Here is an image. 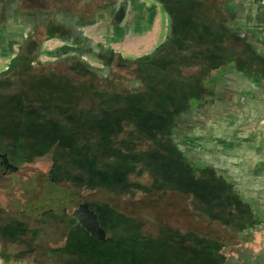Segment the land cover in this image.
I'll return each instance as SVG.
<instances>
[{
	"label": "trees",
	"instance_id": "1",
	"mask_svg": "<svg viewBox=\"0 0 264 264\" xmlns=\"http://www.w3.org/2000/svg\"><path fill=\"white\" fill-rule=\"evenodd\" d=\"M161 1L168 7L170 0ZM181 17L178 20L194 23L190 15ZM169 31V48L185 57L186 61L189 58L198 67L199 73H192L194 84L190 87L173 89L169 83L161 91L149 93L141 88H132L124 78H114L108 72L87 66L76 57L67 56L86 74L95 77V86L100 88L93 92L101 100L98 107L87 105V88H71L63 80L50 78L40 83L41 92H35L31 102L24 101L21 89L7 99L1 108L10 111L4 113L0 109V164H8L7 158L12 159L17 166L8 165L12 168L9 171H14L20 166L32 165L35 158L51 155L48 177L53 183H60V168H69L61 177L65 183L73 184L72 190L66 191L68 196L78 199L80 191L101 187L108 191V198L92 207L106 232L104 241L93 238L73 215L53 209L40 211L37 205L32 214L34 226L30 230L31 235L21 220L0 222V240L6 244L5 247L23 245L25 250L21 256L41 264H216V253L220 247L217 232L199 233L193 229L194 225L185 228L182 227L184 224L175 221L176 227L170 228L177 232L184 228L185 231L179 238L171 239L160 254L136 244L142 238L144 222L136 214H128L115 205L116 199L125 196L131 186L149 187L140 181L144 177L150 178L151 171L158 172L163 184L179 187L190 181L200 182L205 177L226 182L214 164H207L184 146L181 131L186 126L184 118L213 92V77H209V73L221 70L224 65H229L228 58H234V50L225 44L229 35L216 24L213 28L204 24H170ZM82 43L87 45L88 40L82 38ZM78 45L80 47L81 43ZM89 49L87 53L91 55ZM158 54L130 61L148 63ZM92 55L96 58L95 54ZM117 61H120L118 55ZM71 71L77 73L74 67ZM52 115L66 117L68 125L62 126L57 121L61 119L54 120L50 118ZM157 124L166 130L167 141L175 151L169 155L172 160L169 163L162 158L154 161L155 156L146 160V154L150 156L154 152L148 151L142 156L136 150L139 144L133 146L123 138L126 128L131 125L140 133L155 128ZM174 162L177 169L172 166ZM87 181H90L89 186H85ZM189 195L191 209L203 214L207 221L224 227L233 225L236 216L232 209L236 204L223 187L211 203L203 206L198 194ZM151 215L155 216L149 212L142 216ZM161 225L169 228L167 224Z\"/></svg>",
	"mask_w": 264,
	"mask_h": 264
},
{
	"label": "crops",
	"instance_id": "2",
	"mask_svg": "<svg viewBox=\"0 0 264 264\" xmlns=\"http://www.w3.org/2000/svg\"><path fill=\"white\" fill-rule=\"evenodd\" d=\"M81 1L19 0L17 19L31 24L29 36L40 28L58 27L73 30L90 45L105 39L111 41V49L122 44L136 56L147 55L161 44L170 24L212 28L216 24L229 35L225 44L239 46H230L235 53L234 58H228L229 65L225 62L221 70L209 73L213 92L195 106L185 122L186 127H210L204 129L209 131L207 138L203 137L206 143L189 150L214 164L226 180L219 183L236 204L233 225L217 224L220 247L216 264H264V4L260 0H170L165 7L161 0H102L92 6V0ZM109 2L106 10L104 5ZM124 2L128 5L126 17L119 23L114 10ZM20 5L26 10L19 9ZM184 14L194 23L178 20ZM97 24L103 31H97ZM58 39L79 44L64 32ZM2 248L0 244V264H41Z\"/></svg>",
	"mask_w": 264,
	"mask_h": 264
},
{
	"label": "rangeland",
	"instance_id": "3",
	"mask_svg": "<svg viewBox=\"0 0 264 264\" xmlns=\"http://www.w3.org/2000/svg\"><path fill=\"white\" fill-rule=\"evenodd\" d=\"M46 1L54 4V0ZM81 2L83 4L84 0ZM101 2L102 0H92L89 3L93 6ZM19 9L26 10V7L20 5ZM7 15L5 10L0 13V109H2L1 107L7 99L16 95L20 89L24 101L26 103L31 102L32 97L35 98V92H41L39 89L40 83L45 82L48 78L63 80L68 87L72 86L71 88H87L85 92L87 105L93 108L98 107L101 100L94 96L93 92L94 90H100V88L95 86V77L86 74V71L84 72L82 68H79L74 61L70 62L66 58L67 56L76 57L87 66L96 68L101 72H108L114 78H124L132 88H141L144 91H149V93L159 92L163 89V86H167L169 83H171L173 89L190 87L191 84H194L192 73H199L198 67L189 58L186 61L185 57H181L175 50L169 48L170 31H167L165 40L153 47L147 55L136 56L131 51L125 50L122 44H115L114 49H111V41L107 39L103 43H100L99 40L98 43H95V41L94 44L92 43V49L96 50V59L81 49L79 45H71L67 40L58 39L62 32L58 27L40 28L29 36L31 24H21L20 22L15 24L16 20L13 23L11 17ZM97 25V31H103L102 28H99L100 24ZM78 42L82 43L81 39ZM230 46L235 47V49L239 48L232 42ZM116 51L119 53H116ZM156 52H159V54L148 63L136 64L133 61L126 63L117 61V55L120 56L121 60L124 58L134 60ZM73 67L76 68L77 73L71 71ZM80 71L83 73L80 74ZM218 78H221V76ZM201 86L208 90L205 84ZM2 111L8 113L10 110L4 108ZM50 118L54 120L60 118L61 120L57 121L62 126H67L69 123L64 116L52 115ZM185 119L186 117L184 122ZM205 128L209 129L210 127L208 124L185 126L181 131V138H183L181 141L184 146L192 149L191 147L194 145L201 146L203 142L206 143L203 137L206 136L207 138L208 130L204 132ZM165 131L157 124L151 130L137 133L131 125L126 128L123 138H126L133 146L139 144L136 150L142 156L148 151L154 152L155 155L150 154L148 156L146 154V160L155 156L154 161L162 158L169 163L172 161L169 155L175 153V151L168 143ZM7 161L8 164L17 166L14 160L7 158ZM51 162V155H46L35 158L32 165L28 167L20 166L14 171H5L0 167L1 223L10 219L21 220L27 226L29 235H31L30 230H33L34 226L32 214L35 212L34 207L37 205L40 211L53 209L56 212L65 211L67 214L72 215L78 208V204L86 203L88 208L93 211L92 207L95 203L106 202L108 191L101 187L90 191H80L78 199L71 197V195L68 196L66 191L72 190L73 184L65 183L61 177L69 168L64 166L58 170L62 176L59 177L60 181L57 179L60 183L56 182V184L48 177ZM172 166L176 168L177 164L174 162ZM182 173L184 174V172ZM150 174V178L144 177L140 181L144 186L149 187L143 189L133 185L126 191L125 196L119 199L115 198V205L120 206L128 214H136V217L144 222V225L141 226L142 238L137 240V245L160 254L163 253L171 239L179 238L185 231L184 228L178 229L179 232L172 229L176 227L177 222L184 224L182 227L185 228L188 225L189 227L194 225L193 229L199 233L220 231L215 222L207 221L203 214L194 212L188 202L189 194L196 193L201 199L202 206L207 202L211 203L222 188L217 180L205 177L200 182L190 181L186 186L179 187L171 183L163 184L157 171H151ZM207 174L208 172L204 173V176H207ZM85 184V186H89L90 181ZM146 212L155 214V216H142ZM77 223L79 224L78 221ZM161 224H167L169 228H172H166ZM99 226L101 227L100 224ZM103 231L105 232L104 229ZM29 238H32V236ZM48 243H51V240H48ZM0 244L3 247L2 249L10 254L19 255L25 250L23 245L5 247L6 244L1 240Z\"/></svg>",
	"mask_w": 264,
	"mask_h": 264
},
{
	"label": "water",
	"instance_id": "4",
	"mask_svg": "<svg viewBox=\"0 0 264 264\" xmlns=\"http://www.w3.org/2000/svg\"><path fill=\"white\" fill-rule=\"evenodd\" d=\"M127 7V2L121 3L115 7L114 14L119 23H123L125 20ZM72 215L93 238L102 241L105 240V232L99 226L95 213L88 208L86 203L80 204Z\"/></svg>",
	"mask_w": 264,
	"mask_h": 264
},
{
	"label": "flooded vegetation",
	"instance_id": "5",
	"mask_svg": "<svg viewBox=\"0 0 264 264\" xmlns=\"http://www.w3.org/2000/svg\"><path fill=\"white\" fill-rule=\"evenodd\" d=\"M18 4H19V0H0V13H1L2 10H5L7 12V14H8L7 16H10L11 17L13 23H15L14 21L16 20V23L15 24H17L18 22H20L19 21L20 19H17V14H16V11L18 10ZM110 4H111V2H109V3H107V4L104 5V7L106 8V10L110 8ZM99 8H100V10H102V7L101 6H99ZM61 31H62V33L64 32V33L68 34V37L71 40H73V41H78L79 40V38H77V36H76V34L74 33L73 30H67L66 29V30H61ZM91 46L92 45H90L89 43L87 45H86V43H81L80 48L83 49L86 52H87V49L90 48L89 49L90 50L89 52L91 53V55L92 54H95L96 55V50L94 48L92 49ZM120 61H123V62L126 63V62H129L130 59H128V58L125 59L124 58L123 60L120 59ZM0 167L3 168L5 171H7V170L9 171L10 169H12L6 163L5 164H3V163L0 164ZM79 205L80 204H78V206Z\"/></svg>",
	"mask_w": 264,
	"mask_h": 264
},
{
	"label": "built area",
	"instance_id": "6",
	"mask_svg": "<svg viewBox=\"0 0 264 264\" xmlns=\"http://www.w3.org/2000/svg\"><path fill=\"white\" fill-rule=\"evenodd\" d=\"M262 4H264V0H260Z\"/></svg>",
	"mask_w": 264,
	"mask_h": 264
}]
</instances>
